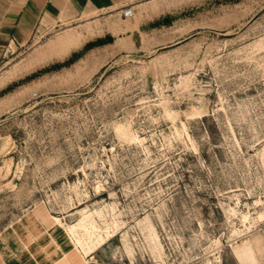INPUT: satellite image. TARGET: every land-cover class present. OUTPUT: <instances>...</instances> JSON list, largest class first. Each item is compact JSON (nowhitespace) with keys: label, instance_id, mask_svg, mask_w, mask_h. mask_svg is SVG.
Returning <instances> with one entry per match:
<instances>
[{"label":"rangeland","instance_id":"374dc122","mask_svg":"<svg viewBox=\"0 0 264 264\" xmlns=\"http://www.w3.org/2000/svg\"><path fill=\"white\" fill-rule=\"evenodd\" d=\"M4 62L0 232L37 208L91 264H264V0L82 15Z\"/></svg>","mask_w":264,"mask_h":264},{"label":"crops","instance_id":"0c3cea01","mask_svg":"<svg viewBox=\"0 0 264 264\" xmlns=\"http://www.w3.org/2000/svg\"><path fill=\"white\" fill-rule=\"evenodd\" d=\"M156 1L0 0V64L5 63L8 54L24 48L35 31H52L93 13L99 16L114 13L128 20L134 18L135 10L146 9ZM127 7L133 9L130 18L122 16ZM123 41L128 42L126 38ZM38 208L48 215L42 207ZM53 221L44 220L35 208L2 230L0 264H91L62 226Z\"/></svg>","mask_w":264,"mask_h":264},{"label":"built area","instance_id":"2783aa9c","mask_svg":"<svg viewBox=\"0 0 264 264\" xmlns=\"http://www.w3.org/2000/svg\"><path fill=\"white\" fill-rule=\"evenodd\" d=\"M122 16L124 18H130L133 16V9L130 7L125 8L124 10H122Z\"/></svg>","mask_w":264,"mask_h":264},{"label":"bare ground","instance_id":"6f19581e","mask_svg":"<svg viewBox=\"0 0 264 264\" xmlns=\"http://www.w3.org/2000/svg\"><path fill=\"white\" fill-rule=\"evenodd\" d=\"M75 226L69 227L67 230L69 232L70 235H74L75 233ZM77 243H79V241H77ZM256 251V250H255ZM241 255V254H240ZM242 256V255H241Z\"/></svg>","mask_w":264,"mask_h":264}]
</instances>
